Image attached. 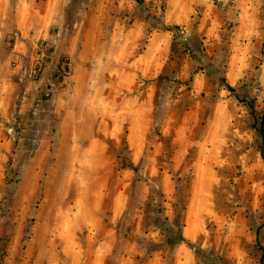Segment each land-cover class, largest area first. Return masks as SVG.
Returning <instances> with one entry per match:
<instances>
[{
	"label": "rangeland",
	"instance_id": "374dc122",
	"mask_svg": "<svg viewBox=\"0 0 264 264\" xmlns=\"http://www.w3.org/2000/svg\"><path fill=\"white\" fill-rule=\"evenodd\" d=\"M146 6L206 60L134 0H0V264H264V0Z\"/></svg>",
	"mask_w": 264,
	"mask_h": 264
},
{
	"label": "trees",
	"instance_id": "16d2710c",
	"mask_svg": "<svg viewBox=\"0 0 264 264\" xmlns=\"http://www.w3.org/2000/svg\"><path fill=\"white\" fill-rule=\"evenodd\" d=\"M135 1V4H136V8L138 10H140L141 12H143L147 19L149 20V22L155 26L156 28H158L159 30H163V31H169V32H172L176 37L177 39L179 40L180 44L186 49L189 51V53L193 56V58L199 62V65H201L200 61L201 60H206V57L204 55V52H205V49H204V44L199 41L197 42V39H189L183 32V30L180 28V26L178 25H169V24H166L164 21H162L159 17L153 15L152 13L149 12L147 6H146V0H134ZM192 40H194V42H192ZM224 83H225V86L228 88L229 91H231L232 93L236 94L237 93V90L232 87L226 80H224ZM130 166L137 171V168L135 167L134 163L132 161H130ZM160 197H162L160 195ZM162 205H158V210H155L154 211H157L160 212V210H162ZM155 220V219H154ZM168 223V219H165V224ZM155 224L159 226V228L161 230H164L165 231V224H162V223H157V221H155ZM181 241L183 242H188L187 239L181 235ZM190 246H192V248L198 253V254H201L199 253V248L190 243ZM262 251V254H261V258L264 259V249L262 248L261 249Z\"/></svg>",
	"mask_w": 264,
	"mask_h": 264
}]
</instances>
